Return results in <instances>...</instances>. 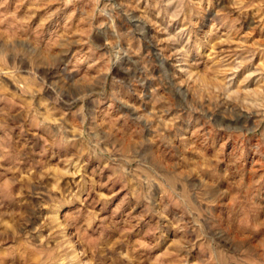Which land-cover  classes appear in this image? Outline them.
<instances>
[{
  "label": "clouds",
  "instance_id": "obj_1",
  "mask_svg": "<svg viewBox=\"0 0 264 264\" xmlns=\"http://www.w3.org/2000/svg\"><path fill=\"white\" fill-rule=\"evenodd\" d=\"M203 2L33 0L34 11L25 20L0 19V102H5L0 108V250L11 242L24 254L25 261L35 257L37 264H93L86 252L76 251V245L62 231L45 237L43 226L29 229L31 217L27 212L6 208L7 202L31 208L30 199L45 190L51 194L53 182L63 193L67 190L60 188L63 178L83 179L82 161L87 156L106 161L114 172L113 179L138 191L150 182L160 185L166 195H174L180 188L189 204V226L205 229L198 232L204 245L200 264H264V245L257 248L253 240L233 239L215 227L216 218L202 204L215 201L221 195V184L228 182L226 196L238 193L232 209L234 220L251 217L255 222L264 217V208L251 202L247 173L239 159L233 157L227 168H222L220 156L209 158L203 152L194 155L197 147H202L199 137L196 146L190 147L194 141L181 140L175 131L181 121L190 127L197 114L200 120L227 131L243 133L246 128L232 127L231 121L239 116L232 105L240 103L243 94L234 91L225 79V73L238 71L242 62L225 68L216 61L201 70L191 60L190 52L178 46V36L168 32V26L181 15L187 22V28L181 31L186 34L194 30L191 15L203 11ZM52 4L77 6L80 31L73 34L74 39L66 30L44 46L39 36L44 21L35 30H29L27 21L40 9L46 10L45 19H50L55 14L50 10ZM173 4L178 6L169 15ZM231 8L241 15L257 9L259 16L264 13V0H232ZM148 25L155 34L147 31ZM93 34L102 43L94 41ZM230 42L217 41V45ZM73 44L81 45L74 65L71 59H65L66 50ZM84 61L87 67L82 73ZM25 63L31 65L27 76L21 70ZM41 68L45 69L43 76L38 75ZM45 77L53 83L48 84ZM9 81L17 91L10 90ZM45 87L50 89L49 99L40 96ZM260 95L264 97V93ZM253 109L264 120V101L251 105L249 110ZM16 128L21 134L43 130L51 145L74 155L60 161L62 168L34 163L31 154L13 140L11 133ZM157 151L164 155L157 157ZM168 160L175 163L169 166ZM24 161L29 166L22 170ZM182 169L189 172L181 175ZM53 172L57 175L52 176ZM91 224L89 221L87 226ZM250 231L251 224L241 219L239 234ZM173 244L189 247L187 241Z\"/></svg>",
  "mask_w": 264,
  "mask_h": 264
},
{
  "label": "rangeland",
  "instance_id": "obj_2",
  "mask_svg": "<svg viewBox=\"0 0 264 264\" xmlns=\"http://www.w3.org/2000/svg\"><path fill=\"white\" fill-rule=\"evenodd\" d=\"M231 4L232 0H204L200 6L203 11L197 10L191 15L194 30L186 34L181 31L187 28L185 16L181 15L168 26V32L178 36V46L190 52L191 60L201 70L212 67L216 61L225 68H234L237 61L242 62L243 66L238 71L226 72L225 79H228L234 91L243 94L240 103L232 105L239 116L231 123L233 128L246 126L245 131H227L200 120L198 114L193 117L190 127L181 121L175 131L181 140L194 141L190 147L196 146L195 140L199 137L202 147H197L194 155L203 152L209 158L220 156L222 168H227L233 157L238 158L247 173L252 204L264 208V120L256 115L255 109L249 110L251 105L264 101L260 95L264 93V13L258 16L257 9H249L241 15L231 8ZM0 5H3L0 7V19L15 17L25 20L34 11L33 0H0ZM177 6L173 4L169 7V15L175 12ZM50 10L55 13L50 19H45L46 10H35L32 19L27 21L29 30H35L44 21L39 31L44 46L66 30L75 39L73 34L80 31L78 25L81 22L77 6L65 8L52 4ZM73 12L77 14L73 15ZM237 20L239 23H235ZM146 27L150 34H155L151 25ZM93 39L102 43L95 34ZM228 40L231 42L217 45V41ZM80 47V44H73L66 50L65 59H71L73 65ZM83 47L86 51L87 46ZM55 51L59 53L60 49ZM30 67L28 63L22 64V74L27 76ZM86 67L87 62H82L80 71L86 72ZM44 72L45 69L41 68L38 75L43 76ZM47 83L52 84L53 81L47 80ZM8 84L11 91H17L15 84L10 81ZM40 96L49 99L50 89L45 87ZM4 103L0 102V108L4 107ZM20 107L22 105L16 110L19 111ZM112 118L116 116L112 115ZM11 135L17 147L29 152L33 162L40 165L62 168L60 161L74 155V152L51 145L43 130L21 134L16 128ZM128 139H133L131 132ZM42 154H45L43 158ZM155 155L162 157L164 154L157 151ZM82 163L83 179L79 176L63 178L60 188L67 189L63 193L56 190L53 182L51 194L45 190L30 199L31 208L28 204L21 208L17 203L7 202V210L27 212L31 217L29 229L43 226L45 237L62 231L64 237L76 245V251L86 252V258L92 259L93 264H200L204 245L198 232L205 229L189 226V204L180 188L176 189L174 195H166L160 185L150 182L145 189L138 191L113 179L114 172L106 161L85 156ZM174 163L168 160L169 166ZM28 166V162L24 161L21 169ZM5 167H8L7 163ZM186 172L189 170L182 169L181 175ZM55 175L57 173L53 172L52 176ZM220 187L221 195L215 201L202 202L203 208L211 211L216 218L218 223L215 227L231 234L233 239L253 240L257 248L264 245V217L255 222L251 217L234 220L232 209L238 193L226 196L230 190L228 182ZM241 219L251 224V231L242 236L239 234ZM89 221H92L91 227L87 226ZM177 240L181 243L187 241L189 247L173 244ZM0 264H37V261L35 257L25 261L24 254L9 242L5 250H0Z\"/></svg>",
  "mask_w": 264,
  "mask_h": 264
}]
</instances>
